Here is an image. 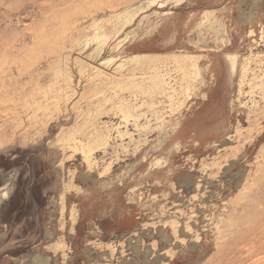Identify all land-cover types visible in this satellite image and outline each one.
Listing matches in <instances>:
<instances>
[{"label": "rangeland", "instance_id": "rangeland-1", "mask_svg": "<svg viewBox=\"0 0 264 264\" xmlns=\"http://www.w3.org/2000/svg\"><path fill=\"white\" fill-rule=\"evenodd\" d=\"M263 228L264 0H0V264H264Z\"/></svg>", "mask_w": 264, "mask_h": 264}, {"label": "bare ground", "instance_id": "bare-ground-1", "mask_svg": "<svg viewBox=\"0 0 264 264\" xmlns=\"http://www.w3.org/2000/svg\"><path fill=\"white\" fill-rule=\"evenodd\" d=\"M163 24V23H162ZM37 103V102H36ZM25 104V103H24ZM35 104V103H34ZM38 104V103H37ZM36 105V104H35ZM25 106H26V104H25ZM38 106V105H37ZM263 231H264V228H263ZM263 261H264V257H263Z\"/></svg>", "mask_w": 264, "mask_h": 264}]
</instances>
